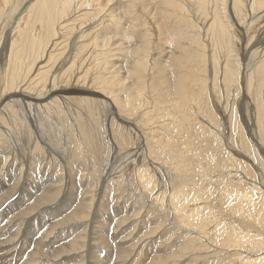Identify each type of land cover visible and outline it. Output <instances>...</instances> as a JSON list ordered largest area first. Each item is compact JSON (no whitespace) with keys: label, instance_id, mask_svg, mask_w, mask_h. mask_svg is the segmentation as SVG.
<instances>
[{"label":"bare ground","instance_id":"6f19581e","mask_svg":"<svg viewBox=\"0 0 264 264\" xmlns=\"http://www.w3.org/2000/svg\"><path fill=\"white\" fill-rule=\"evenodd\" d=\"M166 1L172 14L166 9L161 14L157 8L154 19L179 16L182 20L174 19V32L158 28L161 23L155 24L152 13L138 5L115 13L113 0H28L2 10L6 13L0 19L4 41L0 47V264H6L16 250L14 264L23 255L19 264H100L93 250L98 245L106 253L103 264H182L180 256L193 240L210 255L199 261L185 257L186 264H264V235L259 238L254 232L256 227L264 230V206L256 207L264 201H252L250 195L256 190L250 185L243 197L238 193L239 181L231 179L236 168L244 171L248 166L242 158L249 153L250 163L260 167L256 184L264 188L263 103L258 98V105L251 104L257 97L253 80L264 81V0H218L232 31L219 27L212 14L211 21L204 23L207 27L199 29L214 37L230 33L234 39L230 50L237 68L228 65L231 55L229 59L225 55L227 60L222 57L227 50L224 38L207 52L205 45H192L198 49L192 58H206L211 65L205 70L211 73L209 86L200 68H194L196 82L157 68L177 42L188 35L197 42L200 34L201 23L196 26V22L201 0ZM140 18L143 24L137 25ZM252 29L255 38L250 36ZM212 60L221 63L216 67L220 70L212 67ZM205 85L220 116L208 113ZM230 88L235 100L241 93L243 99L241 94V107L232 99L228 112ZM204 108L211 118L208 122L218 129L223 119L227 152L216 139L209 143L205 139L216 135L199 128ZM235 110L252 147L238 130L239 123L235 128ZM228 151L237 155L239 164L229 163L228 156H233ZM127 167L131 170L125 176ZM26 190L27 200L21 199L20 192ZM125 192L130 194L123 198ZM224 205L247 211L251 229L233 235L232 243L221 249L209 236L218 232V226L231 233L244 222L224 211L217 221L215 212L219 214ZM52 208L49 219L38 226L39 235L34 232L23 246L20 235L29 220ZM187 208L198 218L188 215ZM143 232H148L147 237L141 239ZM109 233L116 248L108 242ZM146 240L149 243L142 245L140 241Z\"/></svg>","mask_w":264,"mask_h":264},{"label":"rangeland","instance_id":"374dc122","mask_svg":"<svg viewBox=\"0 0 264 264\" xmlns=\"http://www.w3.org/2000/svg\"><path fill=\"white\" fill-rule=\"evenodd\" d=\"M25 1V2H24ZM133 2H124V0H113V3H114V5H113V7H112V11H114L115 13H120V14H123L126 10H128V9H130V8H132V7H134V5H138V6H141V7H143V8H147V10L148 11H150V13H152L151 14V19H152V21L155 23V24H158V23H161L159 26H158V28L159 27H161V28H163V29H165V30H167V31H169V32H174L175 30H176V24H175V22H174V19H180V20H182L179 16H175V17H173V18H169V19H166V18H161V19H159L158 21H155V19H154V15H155V12H156V9L157 8H159V12L161 13V14H163V9H166L169 13H171L172 14V12H171V7L170 6H168V4H167V1L166 0H132ZM181 1H183V0H181ZM5 2H6V0H0V4L1 5H4L2 8L0 7V10H1V12H0V19L2 18V16L3 15H5V13L6 12H4V13H2V10H6V11H8L9 10V8H12V7H14V9L15 8H17L18 6H21V4H23V3H27L28 2V0H7V7L5 8ZM184 2V1H183ZM187 2V1H186ZM185 3V2H184ZM201 8H200V10H199V12H198V18H197V22H196V26H197V24H200V25H198L197 26V28H198V30L201 28V27H207V23L209 22V21H211L210 20V14H212L213 16H212V18H213V21L219 26V27H223V26H226L227 27V31H232L231 30V24H228V23H226V21H224V19H223V17H222V15H221V11H220V4H219V1L218 0H201ZM208 4V5H207ZM205 5V6H204ZM16 6V7H15ZM184 6V5H183ZM214 6V7H213ZM209 7V8H208ZM213 7V8H212ZM7 8H8V10H7ZM218 8V9H217ZM13 9V10H14ZM184 9H185V12L187 11L186 10V7H184ZM195 9V8H194ZM208 9V10H207ZM210 9H211V13H210ZM209 12V13H207V11ZM219 10V11H218ZM185 14H187V16L189 15L187 12L185 13ZM192 14H194L193 12H192ZM210 17V18H209ZM202 18V20H200ZM190 20H191V17L189 18ZM207 20H209L208 22H207ZM193 21H190V23H192ZM206 22V24H204ZM10 24V23H9ZM136 24L137 25H142L143 24V20H142V18H140V19H137V22H136ZM204 24V25H203ZM0 25H1V23H0ZM3 25V24H2ZM165 25H166V27H165ZM182 26H184L183 27V29H185L186 31L188 30V27H189V31L191 30V26H189L188 25V27L186 26V25H184V24H182ZM187 28H186V27ZM194 28H195V25H194ZM145 29V28H144ZM196 29V28H195ZM197 30V31H198ZM203 30V29H202ZM255 31L256 30H251L250 31V36L251 37H254L255 38ZM198 33H200V30L198 31ZM203 33H204V35H203ZM201 35V36H200ZM213 34L210 32V31H208L207 33H205L204 32V30L202 31V33H200L199 34V39H198V41L197 42H195L193 39H191L190 37H189V35L188 36H186L185 38H183L182 40H180L179 42H177L176 43V45H175V47H174V49L172 50V51H170L171 52V54H170V56L169 57H165V58H163L160 62H159V65L157 66V68H168V69H170V70H172L173 72H178L179 74H180V79H183V80H185V81H194V82H196V75H195V71H194V68H200V70H201V68L203 67V69H204V71H198V72H201V73H199L202 77H205V79H206V76H207V79H206V81H207V83H206V85H208V83H210V82H208L209 80V78H211V76H210V74L211 73H209V75L206 73V71H207V69L206 68H208L209 66H211L209 63H207L208 61L206 60V58L204 59V61L203 60H195L194 58H192V56L194 55V54H196V52H197V50L198 49H196V48H194V47H192V45H195V44H201V45H205L204 47H205V51L207 52V50H208V47L210 46L211 48L221 39V38H224L223 40V42H224V44H225V48L227 49L226 50V52H223V55H222V57H224V59H226L227 60V58H226V56L228 55V59H229V56L231 55L232 57H230V62H229V66H230V68H237V65H236V62H237V60H236V56L233 54V53H231V51L232 50H230V49H232L231 47H233V41H234V39H233V36H232V34H230V33H228V35H224V34H218V36H216V37H214L215 35H213ZM203 36H204V38H203ZM223 36H227V37H223ZM202 37V38H201ZM264 37V34H263V36H262V38ZM230 38V39H229ZM257 38H259V37H257ZM233 39V40H232ZM230 40V41H229ZM4 41H3V39L1 38V40H0V47L2 46V43H3ZM232 42V43H231ZM261 43V42H260ZM227 45V46H226ZM232 45V46H231ZM207 47V48H206ZM264 49V48H263ZM262 49V50H263ZM228 50H230V52H228ZM255 50V49H254ZM261 50V49H260ZM217 51V50H216ZM213 53H214V51H213ZM229 53V54H228ZM226 55V56H225ZM250 57H248V59H249ZM208 59V58H207ZM219 59H220V57H219ZM218 59V60H219ZM221 60V59H220ZM28 61V63H29V61H30V59H28L27 60ZM205 64H203V63ZM218 63H220V62H217V60H212V67H215V70H217V69H219L220 70V68H216V67H218ZM250 63V62H249ZM206 64H207V66H206ZM223 65V64H222ZM240 65H242V63L240 62ZM220 66H221V63H220ZM205 67V68H204ZM206 70V71H205ZM203 72H205L204 74H203ZM204 75H206V76H204ZM219 75H220V73H219ZM219 78L220 77H218V84H217V88H219L220 89V83H219ZM203 79V78H202ZM264 79V78H263ZM258 80V81H257ZM260 81V82H259ZM253 83L255 84V87H256V93H257V97H256V99H255V102L253 101V103L251 102V104H253L254 106H255V104H257L258 105V102L260 103V101H256V100H259L260 98V100H261V104L263 103V105H261V116H262V122L264 123V81L263 80H259V79H257L256 78V80H253ZM204 86V87H206V92L205 93H207V94H205V98H204V103L206 104V106H207V109H208V111H210V112H208V111H205V108H204V110H202L203 112H204V114H202V115H200L199 117L200 118H202V120H199L201 123H202V125H199V128L201 127L202 129H203V131L204 132H207V133H212L215 137H211L210 135L207 137V138H205L206 140H207V142L209 143L210 141H215V139H216V142L218 143V146L220 147V149L222 150V151H224V152H227V147L225 146V144H227L226 142H225V140L227 139V135L225 134V132H224V129H226V125H224V123H223V119H221L220 121L222 122V124L220 125V127H219V129L216 127V125L214 124V122H212L211 121V124H212V126H211V124H210V122H208L209 120H211V118L208 116V114H207V112L208 113H213V114H215L214 115V117H217V115L218 116H220V114H221V112L219 113V111H215V107H214V103H215V101L214 102H212L213 103V107H214V111L216 112H214L213 111V107H212V104H211V98H210V96L208 95V90H207V86ZM210 85V84H209ZM208 85V86H209ZM154 89H156V88H154ZM158 90V89H157ZM161 90V89H160ZM231 88L229 89V92L228 93H230L231 94V97L229 96V102H228V105H227V111L228 110H230V109H232V103H233V101L235 100V98H233V89L231 90ZM222 93H223V91L222 90H219L218 91V97H220L221 98V102H222V104H223V99H222ZM229 94V95H230ZM242 94V93H241ZM241 94H239V97L235 100L236 102H238V105L240 104V107H241V97H242V99H243V94H242V96L240 97V95ZM260 94V95H259ZM207 96V97H206ZM250 97V96H249ZM208 98V99H207ZM259 98V99H258ZM232 99H234V100H232ZM207 100V101H206ZM213 100V99H212ZM257 102V103H256ZM255 103V104H254ZM211 106H210V105ZM210 106V108H208ZM218 106V103H217V105H216V107ZM253 106V107H254ZM239 109V108H238ZM229 112V111H228ZM218 113V114H217ZM235 115H233V120L232 121H234L233 123L235 124V126H237V127H235L236 129H238V125L242 122V124H243V121L241 120V118L239 117L240 115H239V113L237 112V110H235V113H234ZM205 115H207V117L205 116ZM207 118H210L209 120L207 119ZM240 118V119H239ZM196 119V118H195ZM198 120L196 119L195 120V122H194V124L196 123H198ZM204 120V121H203ZM216 123H217V120L215 119L214 120ZM209 123V124H208ZM239 123V124H238ZM205 124H207L208 126H206ZM242 124H240V129H238L239 131H241L242 133H244L245 135H244V137H245V139H246V141H247V144L248 145H250L251 147L253 146V144H252V140L250 139V137L248 136V134L247 133H245L244 132V125L242 126ZM225 126V128H224V126ZM255 125H257L256 124V122H255ZM222 126V127H221ZM212 129V130H210L209 131V129ZM212 127V128H211ZM198 128V129H199ZM224 128V129H223ZM243 128V129H242ZM196 129L195 128V130H197V131H195V132H197V133H199V134H202L203 133V131H202V133H201V130L199 129ZM218 129V130H217ZM235 129V130H236ZM220 134V136H218V133L216 132V131ZM199 131V132H198ZM213 131V132H212ZM237 131V130H236ZM196 133V134H197ZM216 133V134H215ZM236 133V132H235ZM218 136V137H217ZM211 137V138H210ZM219 137H221V138H219ZM225 137V138H224ZM249 137V138H248ZM214 139V140H213ZM218 139V140H217ZM219 139H221V140H219ZM249 139V140H248ZM223 140H224V143H223ZM223 143V144H222ZM234 144H235V146H236V149H238V144H236V142H234ZM226 148V149H225ZM254 148V147H253ZM253 150H255V148L253 149ZM251 151V150H250ZM229 152V151H228ZM236 152H238V151H236ZM255 152V151H254ZM230 153V155H232L233 157L231 158L230 156H228L230 159H229V163H232V166H233V164H234V166L236 165V164H239L238 162V160L237 159H235V158H237V155H234V154H231V151L229 152ZM228 153V154H229ZM251 153V152H250ZM248 156H249V158H248ZM242 158V157H241ZM235 159V160H234ZM238 159H239V157H238ZM248 159H252V158H250V154L248 153V155H247V157H245V158H242V160H244L247 164H248V166L247 165H245V167H243L244 168V171L247 169V168H249L248 170H246L245 172L244 171H242V169H240L238 166V168H236V170L235 171H233L234 172V174H233V176L231 177V179H233V181H236V182H238L239 181V183H240V186H241V188H240V190H239V192L238 193H240L243 197H245V194H246V188H247V186L249 187V185L252 187V189L253 188H255L254 189V191L256 190H259V189H261L260 190V192L259 191H253L251 194L252 195H250L251 196V199H253L252 201H254V203H256L257 201H258V199H259V201L257 202V203H259V202H263L264 201V188L263 187H261L259 184H256V183H258V180L260 179L259 177H261L260 176V172L258 171L257 172V170H259L260 169V167H258V165H256V163H250V160H248ZM237 160V161H236ZM125 161V160H124ZM244 161H242V162H244ZM248 161H249V163H248ZM234 162V163H233ZM126 164V163H125ZM38 167V166H37ZM247 167V168H246ZM251 167V168H250ZM128 168V169H127ZM127 168H125L124 170H123V173L125 174V176H127L126 175V173H128L130 170H131V167H127ZM246 168V169H245ZM253 169V170H252ZM126 171V172H125ZM238 172V175H237V172ZM248 171V172H247ZM244 174L243 176H241L240 174ZM252 173V174H251ZM255 173V174H254ZM257 173V174H256ZM246 174V175H245ZM129 175V174H128ZM235 175H237V177L235 176ZM249 176V177H246V176ZM253 176V177H252ZM239 177V178H238ZM257 177H258V179H257ZM252 178V179H251ZM245 179H247V180H250V181H248L247 182V180H245ZM131 180L133 181V178H131ZM131 180H129L128 181V183L130 184V182H131ZM240 180H241V182H240ZM242 180H244V181H242ZM255 180V181H254ZM254 181V182H253ZM250 182H251V184H250ZM252 182L253 183H255V184H253L252 185ZM247 183H249V184H247ZM247 184V185H246ZM259 186V187H258ZM251 187H250V189H251ZM125 189H127V190H130L129 189V185H127V188H125ZM29 190H31V191H33V188L32 187H30L29 188ZM35 190V189H34ZM263 191V192H262ZM29 192V191H28ZM21 193V195L22 196H20V198L22 199H26L27 200V197H28V193H27V190L26 191H24V192H20ZM27 193V194H26ZM116 193L117 194H119V192H117L116 191ZM128 194H130V193H124V197L123 198H126V195H128ZM258 194V195H257ZM110 199H111V196H108ZM231 197L232 198H234L233 197V195H231ZM262 197V198H261ZM109 198H107L106 197V201L107 200H110ZM132 199H136V198H132ZM131 199V200H132ZM222 199V201H221V204H223V203H225L226 202V199H224V197H222L221 198ZM261 200V201H260ZM193 202V201H192ZM195 204H197V203H195ZM264 206V204H260L259 203V205H257L256 207L257 208H260V207H262V206ZM107 206H108V204H107ZM106 206V207H107ZM111 207V206H110ZM109 207V213H111L110 215H112V207L110 208ZM54 209L52 208V209H43L41 212H40V215H36V216H34V217H32L30 220H29V224H28V226H29V228H27L28 226H26V228H23V230H22V233H21V235H20V239H22V245L23 246H27V242L28 241H26V242H24L25 240H28V238L30 237V236H32V234L35 232V233H38V235H39V233H40V230H39V228L40 227H38V226H40V222H41V220L43 219V221H47L48 219H49V212L50 211H53ZM224 211V213L225 214H227V215H231V216H235V217H238L241 221H244L243 222V224L241 225V226H239V227H237L233 232H228V230L225 228V227H220V226H218L216 229L218 230V232H216L215 234H211L210 236H209V240H211L214 244H215V246H218L219 248H221V249H226L231 243H232V236L233 235H236L237 233H241V232H247V231H249L250 229H251V225H249V223L247 222V220H246V215H247V211H242V210H240L239 208H236L235 206H233V205H229V206H225L224 205V208H222V209H220V211H219V214H217L216 212H215V217L216 218H218L217 219V221L221 218V217H219V215H221L222 214V212ZM186 212H188V215H193L194 216V218H198L197 217V213H195L194 212V210L192 209V208H187L186 209ZM37 217H38V219H37ZM40 217V218H39ZM43 217V218H42ZM102 217H104V215H102ZM38 220V221H37ZM40 220V221H39ZM102 220H104L105 221V223H106V217H104V218H102ZM36 227V228H35ZM255 229V233H256V235L258 234V236H259V238L260 237H262L263 235H264V230L262 231V229H258V227H256V228H254ZM27 230V231H26ZM25 231V232H24ZM39 231V232H38ZM139 231H141V228L139 229ZM29 232V233H28ZM257 232H259V233H257ZM100 233H104V232H101L100 231ZM147 233L148 232H143V233H141V239H143V238H145V237H147ZM65 234V233H64ZM262 234V235H261ZM26 235V236H25ZM151 235V234H150ZM63 237H65L64 235H62ZM167 238L168 237H166L165 236V238H164V242H166L167 241ZM25 239V240H24ZM37 239H38V236H37ZM111 239V240H110ZM108 242L109 243H111L112 244V246H114L113 248H116V245H115V243L113 244L112 243V241L114 240V237L112 236L111 237V235H110V233H109V235H108ZM149 241L150 240H146V241H140L141 242V244L142 245H144V244H146V243H149ZM51 241L50 240H48V241H46V242H44L42 245H41V247L42 248H45V247H47L48 245H49V243H50ZM46 244V245H45ZM45 246V247H44ZM168 247V246H167ZM171 247V246H170ZM101 248V249H100ZM31 250H32V248H31ZM93 250H94V253H95V255H96V257H97V259L100 261V264L102 263H104V258H105V256H106V253H105V251H104V249H103V247H101L100 245H98V246H95V247H93ZM103 251V252H102ZM104 253V254H103ZM209 255H210V253L208 252V250H206L205 249V247L202 245V244H200L199 242H197V241H195V240H193L192 242H190L189 243V245H188V248H187V250L180 256L181 257V261H183L182 262V264H186V262L183 260V258H185V257H189V256H192V257H194V258H196V259H198V261L200 260V259H202V258H208L209 257ZM14 256V257H13ZM11 257L13 258V259H11ZM18 257V251L16 250L15 252H13V253H10V258H8V259H5V261H4V263H6L7 264V262H9V264H14V261H15V259ZM23 257H24V255L23 256H21V261L20 262H22V259H23ZM99 257V258H98ZM10 260V261H9ZM13 260V261H12ZM98 261V262H99ZM19 262V263H20ZM18 263V264H19ZM213 263V262H212ZM49 264H51V263H49ZM63 264H77L76 262H72V263H63Z\"/></svg>","mask_w":264,"mask_h":264}]
</instances>
